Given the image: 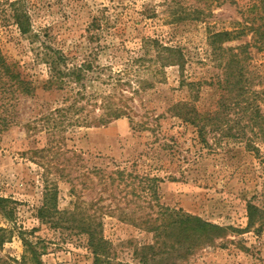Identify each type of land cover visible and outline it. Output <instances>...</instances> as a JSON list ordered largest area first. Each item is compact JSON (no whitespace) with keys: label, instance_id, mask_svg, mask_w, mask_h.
<instances>
[{"label":"rangeland","instance_id":"rangeland-1","mask_svg":"<svg viewBox=\"0 0 264 264\" xmlns=\"http://www.w3.org/2000/svg\"><path fill=\"white\" fill-rule=\"evenodd\" d=\"M15 1L30 16L33 41L21 33L12 15ZM253 1L0 0V47L36 86L31 96L0 95V105L10 108L14 120L8 128L0 125V197L8 199L0 209V264H36L26 241L44 264H93L87 234L77 222L67 221L76 200L90 202L102 196V205L115 208L118 200L126 206L125 195L141 204V199L149 198V191L141 187L131 195L132 185L124 183L106 191L101 175L117 168H125L137 184L142 177L155 178L159 202L166 206L222 226H247L248 204L264 205V142L255 139L256 151L245 145L246 139L220 131L207 132L204 142L198 129L175 116L170 107L178 101L191 102L201 111L216 107L222 90L212 82L222 70L211 55L209 32L259 22L250 19L256 14L248 12ZM196 8L205 9V16L198 19ZM175 14L187 19L178 21ZM154 40L183 51L187 59L183 71L178 65L162 67ZM252 41L249 32L225 44ZM43 42L62 48L70 65L90 60L84 90L98 94L124 89L133 118L59 128L55 133L39 122L38 115L59 106L64 98L70 102L80 87L72 84L69 92L44 89L49 69L41 60ZM249 54L251 68L263 70L264 49L250 46ZM119 75L134 88L113 86L111 77ZM140 80L143 87L134 92ZM183 80L201 84L192 87ZM131 120L147 121L148 127L141 130ZM54 185L60 212L56 216L67 219L64 225H53L38 215L46 189ZM136 205L131 203L124 211L131 213ZM94 209L88 212L99 215L101 211ZM120 214L115 209L103 215L104 235L117 258L131 264L137 261V248L154 242V233L120 219ZM218 242L224 247L203 249L184 260L172 256L151 263L264 264V229L229 231L227 239Z\"/></svg>","mask_w":264,"mask_h":264},{"label":"trees","instance_id":"trees-1","mask_svg":"<svg viewBox=\"0 0 264 264\" xmlns=\"http://www.w3.org/2000/svg\"><path fill=\"white\" fill-rule=\"evenodd\" d=\"M12 5H14L12 15L21 33L33 41L32 38L36 34L32 30L30 16L23 9V6L21 8L20 1H15ZM17 5L19 7H16ZM248 12H256L254 18L253 16L249 17L260 21L243 24L244 26L239 30L209 32L208 44L212 49L211 55L222 70L217 75L216 80L212 82V85H216L222 90L216 107L211 111H201L191 102L178 101L174 102L170 109L182 121L196 127L204 142H207L205 135L207 132L220 131L222 133L220 135L227 134L246 139L245 145L258 151L259 148L255 144V139L264 142V69L254 70L247 61L250 57V46L264 49V0H254L248 8ZM194 13L199 19L205 16L206 11L202 8H196ZM174 19L180 21L187 19V17L176 16L175 14ZM249 32L252 34V42L238 46L225 44L232 38ZM154 43L158 50V57L162 61V67L178 65L183 71L187 59L180 48L165 46L157 40H154ZM41 49L43 53L41 60L47 64L49 69L48 78L43 84L45 90L57 89L69 92L71 89L68 87H71L72 84L80 86L73 97H70V102L67 101L69 98H64L59 106L41 113L36 118L39 122L46 124L51 132L55 133L59 128L65 130L80 126L106 125L125 116L130 117V119L133 118L131 116L132 106L128 103L124 89L119 90V92L109 91L98 94H87L84 90L86 87L84 80L92 67L90 60L85 59L78 64L70 65L68 55L59 46L43 42ZM111 78L112 82L110 83H113V86L128 85L130 89L134 88L130 80L125 81L120 75ZM139 83V88H136L134 92H138L143 87L141 80ZM183 83L192 87L201 84L200 81L186 82V80H183ZM35 89L34 82L22 74L16 63L8 60L0 47L1 97L9 95L11 96L9 99H12L18 95L31 96L35 93ZM195 97L197 98L198 95L196 94ZM84 100L85 102H83ZM1 108H3V112H0V125L8 128L14 121L11 120L12 113H10V108L5 105L3 107L0 105ZM135 126L141 130L148 127L147 121L144 120L137 122ZM100 179L103 181L106 191H111L124 183L125 187L132 185L131 195L135 196L136 193L134 192L141 187V191L146 193L149 191V198L141 199L143 203L141 204L140 201L125 195L123 198L126 201V206H122L118 200L115 203V208H111L112 204L102 205V196L92 199L90 202L78 198L74 209L67 212L70 214L68 220H61V215L56 216L60 212L56 203L58 188L54 185L52 188L46 189L44 201L38 209L40 219L51 221L53 225H64L65 220L72 223L77 222L78 227L88 236V245L94 256L93 264H129L117 258L113 243L104 235L103 215L112 213L115 209L121 211L120 219L154 233V242L137 248L134 253L137 261L131 264H152V261L170 259L172 256L182 260L188 259L203 249L215 248L218 245L224 247L225 244H219L218 241L219 239H227L229 231L236 234L251 230L260 233L264 229V205L258 206L253 202L248 204V223L245 228L222 226L205 221L183 209H176L160 203L154 183L155 178L142 177L137 184L136 177L129 172L127 173L125 168H117L107 175L102 174ZM145 180H148L147 186H144ZM111 196L115 198L114 194ZM139 197L141 198L140 195L137 196V198ZM5 202H8V199L0 197V209L4 207ZM131 203L137 205L131 213H126L124 210L130 207ZM94 207V211H101L99 215L88 212ZM138 211L141 214H137ZM55 217H57L56 220ZM25 243L30 249L35 263L44 264L38 257V252L30 246L31 242L26 241Z\"/></svg>","mask_w":264,"mask_h":264}]
</instances>
